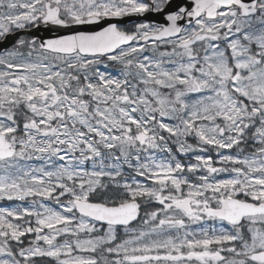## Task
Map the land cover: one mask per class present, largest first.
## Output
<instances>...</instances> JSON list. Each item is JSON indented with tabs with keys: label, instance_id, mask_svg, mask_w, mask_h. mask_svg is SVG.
<instances>
[{
	"label": "snow or ice",
	"instance_id": "obj_1",
	"mask_svg": "<svg viewBox=\"0 0 264 264\" xmlns=\"http://www.w3.org/2000/svg\"><path fill=\"white\" fill-rule=\"evenodd\" d=\"M0 49V264H264V0H0Z\"/></svg>",
	"mask_w": 264,
	"mask_h": 264
},
{
	"label": "rangeland",
	"instance_id": "obj_2",
	"mask_svg": "<svg viewBox=\"0 0 264 264\" xmlns=\"http://www.w3.org/2000/svg\"><path fill=\"white\" fill-rule=\"evenodd\" d=\"M190 142H191V140H190ZM182 159H183V162L188 163L190 161V159H191V154H189V156L183 157ZM32 163L33 164H39L40 162L39 161H33ZM11 204H13V202L0 201V206H8V205H11ZM193 227H197V226L193 225Z\"/></svg>",
	"mask_w": 264,
	"mask_h": 264
},
{
	"label": "water",
	"instance_id": "obj_3",
	"mask_svg": "<svg viewBox=\"0 0 264 264\" xmlns=\"http://www.w3.org/2000/svg\"><path fill=\"white\" fill-rule=\"evenodd\" d=\"M22 34V33H21ZM37 36L39 37H51V36H54L56 35V33H48V32H45L43 29H41L39 32L35 33ZM62 34V33H61ZM11 45V43L8 44V47ZM2 50V49H0Z\"/></svg>",
	"mask_w": 264,
	"mask_h": 264
},
{
	"label": "flooded vegetation",
	"instance_id": "obj_4",
	"mask_svg": "<svg viewBox=\"0 0 264 264\" xmlns=\"http://www.w3.org/2000/svg\"><path fill=\"white\" fill-rule=\"evenodd\" d=\"M137 19H138V18H136V17H126V18H124V20H123L122 23L125 24V25H128V26H131V24H132L133 22H136ZM24 35H26V34H24Z\"/></svg>",
	"mask_w": 264,
	"mask_h": 264
}]
</instances>
